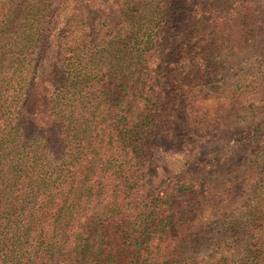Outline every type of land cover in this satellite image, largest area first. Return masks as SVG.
<instances>
[{"label":"trees","instance_id":"16d2710c","mask_svg":"<svg viewBox=\"0 0 264 264\" xmlns=\"http://www.w3.org/2000/svg\"><path fill=\"white\" fill-rule=\"evenodd\" d=\"M92 1L6 0L0 9V264H156V216L166 204L153 188L151 135L179 133L182 146L196 151L187 165L205 164L198 144L187 140L195 129L169 128V112L181 118L189 105L185 87L202 82L204 59L188 56L189 43L212 45L217 26L189 29L176 21L186 10L175 9L177 0H152L153 7L125 0L108 35L106 1L97 0V14ZM259 13L234 11L232 36L250 37V27L264 25ZM169 50L186 59L181 67ZM239 177L208 188L198 180L177 183L184 199L177 209L188 220L173 223L177 203L170 205L169 245L176 246L165 259L264 264V208L256 202L245 223L221 231L245 228L244 254L218 248L184 256L200 246L198 216L209 213L200 228L209 243L225 227L213 219L244 187Z\"/></svg>","mask_w":264,"mask_h":264},{"label":"rangeland","instance_id":"374dc122","mask_svg":"<svg viewBox=\"0 0 264 264\" xmlns=\"http://www.w3.org/2000/svg\"><path fill=\"white\" fill-rule=\"evenodd\" d=\"M105 1L106 5L103 8L105 11H103L106 19L101 20L102 24L107 21L102 28L110 35L111 28L118 27L125 0ZM5 2L6 0H0V9ZM145 5L153 7L154 2L147 0ZM242 6H249L252 11L258 13L261 11L262 14L259 13L257 17L258 23L264 22V0H177L176 2L175 9L186 8L185 11L177 12L176 21L185 20L189 29L204 27L205 24L209 27L214 23L220 38L212 45L200 42L197 48L194 46L196 42L189 43L191 53L188 56L194 57L198 54L200 56L198 59H204V62H200L204 65L200 71L202 82L199 85L193 83L189 88L185 87L184 91L189 95L187 101L189 105L181 118L169 112L171 115L169 128H183L189 124L195 129L197 136L190 134L187 140L198 144L199 158L206 165L199 166L192 161L187 165V156L193 153V146H182L179 133L162 135L153 133L150 137L151 140L154 138L155 140L148 156L149 160L153 161V168L158 171L157 177H154L153 188L161 193L162 201L166 204L156 216L159 224L157 235L161 237V241L155 242L154 246L153 262L156 264H172L169 259L164 258L169 256V248L176 246L174 243L169 245L171 240H174V237L169 239V226L172 222L168 212L170 205L177 203V207L172 208L173 223L188 220V216H183L185 212L177 209L184 201L183 192H178L179 181L198 180L205 183L207 188L211 187V183L216 185L222 178L229 180L240 176L238 179L244 182V187L235 188L223 215H217L213 219L214 226L225 224L224 228H218L210 237L211 241L215 238L213 242H207L200 233L202 224L209 225L206 222L209 213L198 216L195 221L198 225L194 228L196 231L194 240H197L200 246L186 251L184 256L197 258L206 253L210 254V249L218 248L222 253L235 251L244 254L243 247L248 240V231L245 228L236 232L221 231L231 226L234 221L245 223L249 213L247 208L255 202L257 206L264 208L262 185L264 184V25L250 27L248 31L251 33L250 37L248 34L238 38L232 36L234 30L230 20L235 16L234 11ZM92 8L97 14V0L92 1ZM199 29L203 31V28ZM169 55L172 60L174 58L176 61L174 64L178 67H181L186 60L170 50ZM190 80H193V77ZM187 118L192 121H187ZM199 128L202 129L198 131ZM237 140H242L240 141L242 143L238 144ZM192 155L195 156L196 151ZM219 160L221 162L218 165L212 164L213 161ZM218 220L219 224H217ZM178 242L179 240H175L180 246ZM178 264L190 263L183 261Z\"/></svg>","mask_w":264,"mask_h":264}]
</instances>
